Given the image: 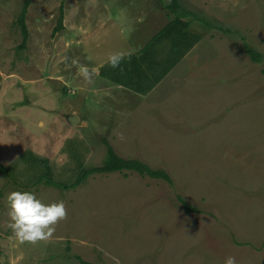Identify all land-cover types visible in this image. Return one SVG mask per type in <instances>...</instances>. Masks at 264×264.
<instances>
[{
    "label": "rangeland",
    "instance_id": "374dc122",
    "mask_svg": "<svg viewBox=\"0 0 264 264\" xmlns=\"http://www.w3.org/2000/svg\"><path fill=\"white\" fill-rule=\"evenodd\" d=\"M24 1L0 0V264H82L77 256L92 264H224L228 256L264 264V0H182L180 10L195 12L172 23L166 7L171 26L158 32L150 26L155 0H123L126 14L115 9L106 27L97 25L100 0H32L21 48ZM196 39L188 60L167 72L168 90L132 112L115 109L125 95L88 91L104 87L92 70L111 52L124 60L139 40L167 67ZM100 65L103 79L114 73ZM104 140L166 170L173 183L116 172L77 188L48 185L71 184L83 167L103 164ZM13 191L64 202L66 219L49 239L17 238Z\"/></svg>",
    "mask_w": 264,
    "mask_h": 264
},
{
    "label": "crops",
    "instance_id": "0c3cea01",
    "mask_svg": "<svg viewBox=\"0 0 264 264\" xmlns=\"http://www.w3.org/2000/svg\"><path fill=\"white\" fill-rule=\"evenodd\" d=\"M93 3V0H89ZM123 0H100L98 3L102 6L98 10L99 15H98V22L97 25L101 27H106L113 20L115 21V18H109L111 15L115 14V9H117L118 14L121 12L123 13V17L126 14L125 7H122L119 9V7L124 3H122ZM171 0H165L162 3L157 2L155 0L154 5H156L158 12L156 16L154 17V24H151V29L152 32H158L163 29H166L169 27L170 24V19L168 17L170 11H167L168 5L170 4ZM179 3L181 6H184L182 0H179ZM180 6V8H181ZM120 10V12L118 11ZM144 9V8H143ZM194 11L192 8H187V9H179V12L189 14V12ZM195 12V11H194ZM171 14V13H170ZM185 17H190V15ZM171 16H174L173 14ZM184 16V15H183ZM100 17V18H99ZM168 19L165 20L164 19ZM184 18V17H183ZM117 20H120V17L116 18ZM182 22H186V20L183 19ZM193 23V24H192ZM187 24V23H186ZM188 24H191L190 28L192 29L191 34H194V30L197 29L196 25L194 22L191 20L188 21ZM154 39V36L152 37ZM163 40L170 41V39L164 38ZM197 39L193 42L192 41V46L189 45L187 48L189 49L187 55L186 52L188 49H185V51L182 53V55L179 58H173V62L169 66H163L162 65V60L158 62L155 57L153 58V55L148 54V52L144 47V43L142 41L137 40L136 44L133 43L134 46H129L128 51L126 50V53L124 55V60H119L118 66L117 67H112L111 70H114V73H111L106 71L104 74L110 73L109 77L106 79L102 78L103 72L102 68L100 65L103 62H108V59L106 61L98 62L93 65V72L96 70L98 71L97 78L100 83L104 85V87H97L95 88H90L88 91L92 94H96L97 96L104 95V98L106 95L110 96H118V95H125L122 96V100L119 99V101L124 102V107L123 106H116L115 109L118 110L119 112H132L134 110L132 105H139L142 101L144 100H149L151 96L155 95L158 91H160V94L162 92H166L168 88H166V84L169 83V81L165 82L166 77L169 76V74L174 71V68L180 65L181 62L188 60L187 58L189 57V53H192L196 47ZM131 43V41H129ZM166 43H164V46ZM113 55V52L110 53ZM180 54V53H179ZM169 67V68H168ZM105 68V67H104ZM165 70V73H161L159 69ZM170 72L169 74L167 72ZM161 73V74H160ZM168 74V75H167ZM154 75V77H153ZM165 75V77H163ZM170 78V77H169ZM168 78V79H169ZM176 80L178 81L179 79L175 77ZM164 79V80H163ZM116 92L119 94L117 95ZM102 98V97H100ZM107 98H105L106 100ZM109 99V98H108ZM118 101V100H117ZM101 103V99H100ZM102 104V103H101ZM111 103H107V109H110ZM114 106V105H113ZM111 110V109H110Z\"/></svg>",
    "mask_w": 264,
    "mask_h": 264
},
{
    "label": "trees",
    "instance_id": "16d2710c",
    "mask_svg": "<svg viewBox=\"0 0 264 264\" xmlns=\"http://www.w3.org/2000/svg\"><path fill=\"white\" fill-rule=\"evenodd\" d=\"M32 0H25L23 4V9L18 17V23L22 30V36L23 40L20 45L21 48H25L29 39V32L26 24V16L28 12V8L31 5ZM168 8L171 10L173 14L176 15L174 22H179L180 17L183 15H186V13L179 12L180 9V3L179 0H171L170 4L168 5ZM64 14H61L59 26L55 29V31H59L60 28L63 27L62 20H63ZM171 25L169 24V27ZM167 29V28H166ZM225 31L231 32V29L227 28ZM253 60V62H260L263 59V54L258 52L256 49L252 47H244ZM165 73V72H163ZM104 143L107 148V158L104 160L103 164L99 166H92V167H83L79 173V175L76 177L75 181L71 184H64L61 182H57L51 178L47 179L48 185H52L55 187H60L64 189H71V188H77L81 184L85 183L87 179L93 175V174H110V173H116L121 172L124 174H127L128 172H136L139 175L143 177H150L153 179H162L169 183H173L172 178L170 174L164 169L161 168H155L147 164L141 159L136 158H125L121 156L115 147L110 144L108 140H104ZM2 170L5 171L4 166H2ZM180 201L183 204V206L186 208L188 212H196L198 209L190 204H188L183 198L180 197ZM77 258L81 261L82 264H92L90 262H87L83 260L81 257L77 256Z\"/></svg>",
    "mask_w": 264,
    "mask_h": 264
},
{
    "label": "clouds",
    "instance_id": "9594fccd",
    "mask_svg": "<svg viewBox=\"0 0 264 264\" xmlns=\"http://www.w3.org/2000/svg\"><path fill=\"white\" fill-rule=\"evenodd\" d=\"M121 58L119 53L110 55L108 63L117 67ZM7 202L11 220L9 227L21 242L36 243L49 239L55 231V225L67 216L63 201L46 204L31 191L10 192ZM224 264H237L236 257H226Z\"/></svg>",
    "mask_w": 264,
    "mask_h": 264
},
{
    "label": "water",
    "instance_id": "95a60500",
    "mask_svg": "<svg viewBox=\"0 0 264 264\" xmlns=\"http://www.w3.org/2000/svg\"><path fill=\"white\" fill-rule=\"evenodd\" d=\"M78 120V117L76 115L69 116V121L71 124H74Z\"/></svg>",
    "mask_w": 264,
    "mask_h": 264
}]
</instances>
